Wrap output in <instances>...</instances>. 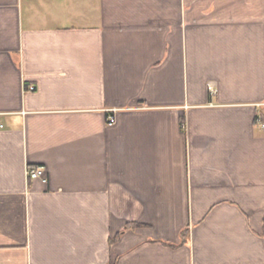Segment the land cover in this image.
I'll list each match as a JSON object with an SVG mask.
<instances>
[{"label": "crops", "instance_id": "obj_1", "mask_svg": "<svg viewBox=\"0 0 264 264\" xmlns=\"http://www.w3.org/2000/svg\"><path fill=\"white\" fill-rule=\"evenodd\" d=\"M0 264H264V0H0Z\"/></svg>", "mask_w": 264, "mask_h": 264}, {"label": "built area", "instance_id": "obj_2", "mask_svg": "<svg viewBox=\"0 0 264 264\" xmlns=\"http://www.w3.org/2000/svg\"><path fill=\"white\" fill-rule=\"evenodd\" d=\"M31 90H34V87H30ZM209 89L212 93H214V85L210 84ZM116 123V118L114 116H109V125H114ZM44 174V168L39 167V166H28L27 167V175L29 180L38 178V177H43ZM47 179L45 178V181Z\"/></svg>", "mask_w": 264, "mask_h": 264}]
</instances>
